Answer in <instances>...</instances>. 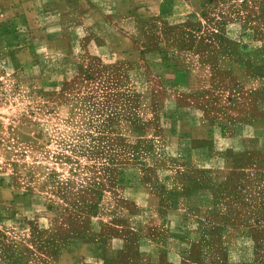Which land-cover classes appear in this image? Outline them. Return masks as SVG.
I'll return each instance as SVG.
<instances>
[{"label":"rangeland","instance_id":"1","mask_svg":"<svg viewBox=\"0 0 264 264\" xmlns=\"http://www.w3.org/2000/svg\"><path fill=\"white\" fill-rule=\"evenodd\" d=\"M192 5L200 18L141 36L181 48L149 56L162 62L1 63L0 259L264 264V0ZM200 62L211 83L190 92ZM173 70L209 136H228L211 161L163 143Z\"/></svg>","mask_w":264,"mask_h":264},{"label":"crops","instance_id":"2","mask_svg":"<svg viewBox=\"0 0 264 264\" xmlns=\"http://www.w3.org/2000/svg\"><path fill=\"white\" fill-rule=\"evenodd\" d=\"M199 1L0 0V67L2 62H20L22 53L28 55V59L32 57L40 72L42 62H62L61 67L66 66L67 62H162L159 58L150 60L149 56L162 50L181 48L161 44L150 48L144 44L141 36L146 35L148 29L163 25L166 21L200 18L201 13L192 9V4ZM6 57L8 61H3ZM197 70L201 85L194 88L189 86L190 92L205 90L211 83L206 79L207 72H211L206 64L200 62ZM173 71L174 76L169 71L163 74V80L169 85L164 95L163 116L170 123L161 128L151 122L149 127L140 129L156 132L161 128L164 132L163 143L169 148L182 153L200 154L211 161V158L226 150L228 136H209L200 111L184 102L185 93L179 90L181 86H178L177 72ZM137 180L142 187L141 177ZM167 223L172 225L171 220ZM144 239L151 241L146 235ZM95 255L93 249L86 253V257L92 261L85 264H104L105 260L100 263L96 259L95 262ZM68 256L69 251L63 250L51 264H57L58 260L59 264H68L65 262ZM109 256L108 259H120L115 245ZM38 257V252L32 253V264H45L36 260ZM6 260L0 259V264H11Z\"/></svg>","mask_w":264,"mask_h":264}]
</instances>
